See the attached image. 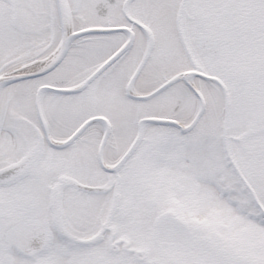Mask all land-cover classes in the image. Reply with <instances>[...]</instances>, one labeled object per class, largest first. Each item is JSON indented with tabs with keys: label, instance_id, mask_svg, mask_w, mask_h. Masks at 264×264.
<instances>
[{
	"label": "snow or ice",
	"instance_id": "1",
	"mask_svg": "<svg viewBox=\"0 0 264 264\" xmlns=\"http://www.w3.org/2000/svg\"><path fill=\"white\" fill-rule=\"evenodd\" d=\"M0 264H264V0H0Z\"/></svg>",
	"mask_w": 264,
	"mask_h": 264
}]
</instances>
